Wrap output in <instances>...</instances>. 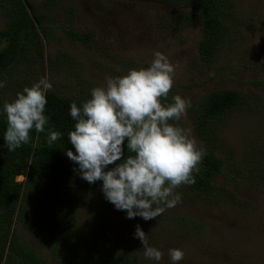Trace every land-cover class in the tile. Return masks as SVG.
<instances>
[{"label":"rangeland","instance_id":"1","mask_svg":"<svg viewBox=\"0 0 264 264\" xmlns=\"http://www.w3.org/2000/svg\"><path fill=\"white\" fill-rule=\"evenodd\" d=\"M48 1L29 0L44 17L43 29L37 28L39 37L24 43L18 61L2 74L6 86L0 98L11 102L47 77L61 96L86 101L107 76L147 68L160 52L175 67L174 87L164 103L176 95L191 102L187 115L173 123L206 154L212 151L223 167L213 182L218 191L197 194L181 186L176 190L181 202L149 221L127 219L125 211L116 210L102 193V181L81 184L79 173L68 179L38 174L36 192L44 199L55 189L67 193L75 186L71 199L59 204L70 207L73 227L68 237L55 239L39 220L30 221L38 214L31 206L30 217L16 214L13 220L19 240L44 264H94L91 249L104 245L115 248L123 264H172L168 252L174 248L185 253L177 264H264V181L257 184L250 177L252 168L264 174V0H224L223 36L206 61L198 52L203 12L192 6L160 0ZM11 2L0 0V31L6 28ZM70 29L87 36L89 44L66 36ZM218 90L239 92L243 104L210 118L209 127L199 132L194 116L200 113V100ZM137 225L150 246L163 252L161 261L144 256L141 241L134 238ZM0 264L16 262L3 259Z\"/></svg>","mask_w":264,"mask_h":264},{"label":"clouds","instance_id":"2","mask_svg":"<svg viewBox=\"0 0 264 264\" xmlns=\"http://www.w3.org/2000/svg\"><path fill=\"white\" fill-rule=\"evenodd\" d=\"M175 67L160 52L147 68L131 69L123 76H107L103 86L91 90L90 98L78 107L70 106L76 122L68 132L75 149L66 156L78 165L80 178L89 184L102 181L105 199L127 219L145 221L159 217L182 200L176 192L195 184L206 151L177 123L187 115L190 100L179 95L164 103L174 87ZM6 82H0L4 88ZM47 77L25 87L16 98L5 101L4 142L14 152L31 139L30 133H44L49 120L45 115L46 94L52 89ZM61 132L48 130L49 146L61 138ZM125 144L127 156L125 157ZM119 162V163H117ZM114 165L110 170H106ZM134 238L141 241L144 256L161 261L163 252L150 246L148 235L139 225ZM172 264L184 259L180 249H169Z\"/></svg>","mask_w":264,"mask_h":264},{"label":"trees","instance_id":"3","mask_svg":"<svg viewBox=\"0 0 264 264\" xmlns=\"http://www.w3.org/2000/svg\"><path fill=\"white\" fill-rule=\"evenodd\" d=\"M24 1L25 3L23 0H12V8L8 11L6 28L0 31V80L2 74L18 61V56L25 48L23 44L30 43L31 40L39 37L40 33L37 28L43 29L44 17L33 11V6L29 0ZM61 1L49 0L48 4L56 5ZM160 1L180 7L192 6L203 12L201 22L203 41L198 46L199 58L206 61V59L213 57V49L223 36L222 16L225 12L220 5L224 0ZM29 10L33 13V18L30 17ZM65 34L70 39L81 40L85 44H89L88 37L79 34L74 29L67 30ZM2 43L5 45L2 46ZM65 69L69 70L66 66ZM242 97L239 92L232 90L210 92L203 100H200L198 106L200 113L194 116V125L198 131L204 130L205 126L209 127L210 118H220L233 107L241 106L243 104ZM46 99L45 115L48 117L49 123L46 125L45 132L36 133L33 130L30 133L29 143L22 145L14 152H9L4 142L3 137L7 123L5 115L0 114V262L5 259L8 263L44 264L36 251L31 246L24 245L16 232L12 230L16 214L21 219L30 217L28 212L31 206L38 211V214L33 213L30 221L34 223V219L39 220L42 228L45 227L52 233L51 236H55V239L68 237L73 227L70 207L61 205L65 204V200L69 201L68 194L71 191L74 193L75 186L67 193L65 189H62V193L61 191L57 193L58 189H55L54 193H50L49 197L45 196L46 199H44L36 192V179L37 175L41 173H46L56 179L66 177L68 179L78 174V165L66 156L67 150L75 153V149L68 141V132L74 130L76 123L70 116V106L75 102L78 107H82L85 101L61 96L53 89L48 91ZM5 101V99L0 98V113H2ZM49 129L59 131L62 134L61 138L51 146L46 142ZM124 152L126 157V144ZM112 167L114 165H110L106 170H110ZM222 167V160L210 151L204 155L199 172L194 174L195 184L186 186L197 194L206 193L211 189L218 191V186L216 187L213 182L222 173ZM21 176H24L25 180L17 182L16 178ZM250 177L257 184L264 181V174L258 173L257 168L251 169ZM83 182L84 180L81 179V184ZM91 250L96 260L94 264H123L112 246L104 245L101 248L95 247ZM72 258L74 259V253Z\"/></svg>","mask_w":264,"mask_h":264}]
</instances>
